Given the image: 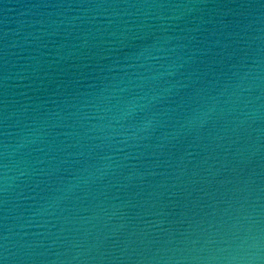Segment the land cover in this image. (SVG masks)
<instances>
[{
	"label": "water",
	"instance_id": "95a60500",
	"mask_svg": "<svg viewBox=\"0 0 264 264\" xmlns=\"http://www.w3.org/2000/svg\"><path fill=\"white\" fill-rule=\"evenodd\" d=\"M0 264H264V0H0Z\"/></svg>",
	"mask_w": 264,
	"mask_h": 264
}]
</instances>
